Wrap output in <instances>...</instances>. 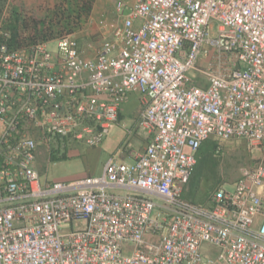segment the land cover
<instances>
[{"label":"built area","instance_id":"obj_1","mask_svg":"<svg viewBox=\"0 0 264 264\" xmlns=\"http://www.w3.org/2000/svg\"><path fill=\"white\" fill-rule=\"evenodd\" d=\"M115 14L93 57L70 34L11 46L0 24V264H264V159L209 208L182 198L204 141L264 150V0H136ZM131 93L150 135L131 163L119 149L98 176L41 181L39 142L99 145Z\"/></svg>","mask_w":264,"mask_h":264},{"label":"rangeland","instance_id":"obj_2","mask_svg":"<svg viewBox=\"0 0 264 264\" xmlns=\"http://www.w3.org/2000/svg\"><path fill=\"white\" fill-rule=\"evenodd\" d=\"M3 1L5 12H8L11 7L25 9L28 15L36 16L38 20L44 21L48 27L49 40L70 34L76 39L83 56L93 57L102 42V30L99 23L105 22L108 26L119 25L121 17H117L115 14L116 4L122 3L126 13L136 0H112L110 6H107L110 13L96 11V7L101 6L98 5V0H86L87 4L82 0H51L52 3L49 4L45 2L36 6L29 5L31 8H27L22 2L23 0ZM26 1L31 3V0ZM103 10L105 9L103 8ZM49 47L51 50L54 49L55 43L50 44ZM189 75L193 78L199 77L194 72H190ZM201 83L203 84V80ZM142 111L143 102L140 103L139 95L129 94L127 101L121 107V119L111 127L99 145L89 147L83 142L69 139L70 141L65 146L56 148L54 160H51L47 144L39 142L35 167L41 181L67 182L87 176H98L104 164L119 149L125 155L129 152L143 150L147 139L146 132L139 126ZM215 141L219 146V153L216 155L214 177L208 180L202 178L193 189L198 203H202L207 195L210 197L218 188L231 191L240 178L241 169L252 167L264 159V150L254 149L245 140ZM51 143L53 144V142ZM120 160L119 162H121ZM115 193L122 194L124 191ZM205 205H209L208 200ZM78 226L76 225V227ZM201 251L214 259L216 250L209 244H203ZM214 264L219 263L215 261Z\"/></svg>","mask_w":264,"mask_h":264},{"label":"trees","instance_id":"obj_3","mask_svg":"<svg viewBox=\"0 0 264 264\" xmlns=\"http://www.w3.org/2000/svg\"><path fill=\"white\" fill-rule=\"evenodd\" d=\"M23 2V1H22ZM5 3L0 0V24L8 31L10 36L11 46H20L30 43L31 41H41L49 40V34H47V26L44 21H40L32 15L27 14L25 9H17L16 7H11L8 12H5ZM121 119V113L118 112V121ZM70 141L68 138L55 137L49 141L47 146L50 150L51 160H54V153L56 148L63 147ZM53 142V144L51 143ZM219 153V146L214 139H209L204 141L198 148L195 158L196 164L193 173L184 187L182 198L198 206L209 208L205 205L209 196L207 195L202 203H198L196 200V195L193 189L198 184V182L204 179H212L214 177V170L216 168V155ZM90 177V176H87ZM215 187V186H214Z\"/></svg>","mask_w":264,"mask_h":264},{"label":"crops","instance_id":"obj_4","mask_svg":"<svg viewBox=\"0 0 264 264\" xmlns=\"http://www.w3.org/2000/svg\"><path fill=\"white\" fill-rule=\"evenodd\" d=\"M111 1L112 0H100V1L98 0L97 1L98 2V5L100 4L101 6H99V7H101V8L96 7V11H99L100 10L99 12L110 13V9H107V6L110 4ZM23 2L25 4V6H27V8H31V7H29V5L30 6H36V5H39L40 3L44 4L45 2H46V4L52 3L51 0H31V3H28L26 0H23ZM82 2L85 3V4H87V1L86 0H82ZM103 5H104V7H103ZM103 8L105 10H103ZM139 99H140V103H142V98L140 96H139ZM120 113H121V108H120ZM149 137H150V135L146 132V139H147V141H148ZM125 160H126V162H125ZM122 161L125 162V163H131L133 161V158L130 157V156H128V154H127V155H125V157H123ZM257 192H258V194H260L264 198V189L259 188V189H257Z\"/></svg>","mask_w":264,"mask_h":264}]
</instances>
